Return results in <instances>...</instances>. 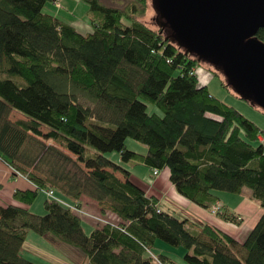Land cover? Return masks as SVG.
I'll use <instances>...</instances> for the list:
<instances>
[{"label": "trees", "instance_id": "trees-1", "mask_svg": "<svg viewBox=\"0 0 264 264\" xmlns=\"http://www.w3.org/2000/svg\"><path fill=\"white\" fill-rule=\"evenodd\" d=\"M52 1L0 0V160L34 185L14 191L19 204L0 206V264H38L20 254L28 231L78 248L89 264H167L151 253L156 240L183 247L185 264H264V130L199 83L201 61L166 39V27L143 21L148 0L122 7L84 0L86 33L43 12ZM256 37L264 42V28ZM220 83L230 89L225 78ZM11 111L25 119L12 122ZM126 138L146 151L129 149ZM127 164L167 168L179 194L210 213L219 204L220 221L242 218L220 204L218 192L247 187L263 211L238 242L214 223L159 210ZM43 189L59 195L44 199L38 215L29 206ZM82 197L117 221L86 233L80 215L60 201L81 206Z\"/></svg>", "mask_w": 264, "mask_h": 264}, {"label": "water", "instance_id": "water-1", "mask_svg": "<svg viewBox=\"0 0 264 264\" xmlns=\"http://www.w3.org/2000/svg\"><path fill=\"white\" fill-rule=\"evenodd\" d=\"M155 20L197 60L211 64L233 92L264 109V0H151Z\"/></svg>", "mask_w": 264, "mask_h": 264}, {"label": "rangeland", "instance_id": "rangeland-1", "mask_svg": "<svg viewBox=\"0 0 264 264\" xmlns=\"http://www.w3.org/2000/svg\"><path fill=\"white\" fill-rule=\"evenodd\" d=\"M101 1L106 5L122 7L127 3L128 0H101ZM66 2H68L67 6H66L67 4ZM148 4H149L148 9L142 19L150 27L156 28L159 25L155 20V12L151 6V0H148ZM59 8L61 12H65V14L62 15L56 14L57 13L56 10ZM88 9H89V5L84 0H60V1L54 0L52 2H47L44 5L42 11L50 15H53L54 17L58 18L61 21L73 24L80 33H86L87 28L90 29L89 18L91 14L90 12H88ZM210 69L216 70L214 66L205 62H200V64L196 66L195 72L198 76L199 83L202 85H206L212 96L234 107L247 119L254 122L261 130H264V113L263 111H261V109L263 108L258 105H251L249 101H245L240 97H238L231 88L226 89L225 87H223L222 84L220 83V78H224L223 74L217 69L216 71L219 72V75H215L210 71ZM84 101L86 103L88 102L85 99ZM147 111L148 113H157L159 115L161 114L160 111L153 105H148ZM22 116L20 113L18 114V112L11 113L12 119L19 118ZM43 131H45L44 128ZM44 141L47 143L49 142L50 144H53L58 148H61L62 150L61 149L60 150L64 154L68 155L71 159H75L74 155L66 151L63 147L59 146L55 142H52L51 140L48 141L47 139ZM125 145L129 149H132L139 153H144L146 151V147L143 144L132 138H126ZM106 156L115 162L117 161L116 152L107 153ZM125 167H127L128 170L130 169V172L132 173L130 175L131 180L145 190L147 189L148 184L152 182L154 179V176L151 173L152 172L151 168H148L142 164H136L133 166L127 164ZM42 171H43L42 166L41 167L38 166L34 168V172L38 175H41ZM161 172L166 173L168 175L167 168L161 170ZM116 174L120 175L119 173ZM25 178L28 179L26 176ZM54 194L56 196L59 195L58 192H54ZM217 194H223L224 196L225 195L229 196L230 198L229 205H231L230 206L231 209L234 212L236 211L242 216V222L239 225L233 223H225V225H222V229H224L230 235H232L233 230L236 231L240 230L241 232L240 231L239 232L241 233V238L243 241L263 211V209L260 207L259 201L251 196L250 189L247 187L243 188V190L238 194L227 193V192H218ZM48 197L49 196L44 191H40L36 199L30 205L31 207L30 211L38 215L44 214L45 211L43 208V201ZM246 198L249 201H247ZM81 199L87 200L88 198L86 199V197H82ZM90 202H92V200ZM80 205L84 210H86L88 213L92 215H97L100 217L102 216L103 218L113 222L117 221V218L111 217L110 214L105 215L104 213L103 215L105 216L100 214L98 212V208H95V206H93V203L92 204L88 203L87 205L85 202H82L80 203ZM239 205H240L239 208L240 210L237 209ZM258 210H259V214L256 216ZM80 217H81L82 226L86 231V233H89L94 228V225L91 222H95L96 224L100 223L96 219L88 218L84 215ZM28 232L31 236L30 235L27 236L24 247L27 250L22 251L23 257L30 259L33 262L36 261L40 264H47V262H45L41 258H44L45 260H49V259L51 260L54 258V256H58L59 258H62L60 255H63L67 259L69 258L67 254L64 255L63 251L61 252L62 249L61 247L57 248L56 246H53L50 243V240H55L56 242H58L51 235H47V237H41L33 231H28ZM60 246H67V244L63 243ZM29 252H31V254ZM58 253L60 254L58 255ZM151 253L154 255H164L170 258L171 261L168 262L167 264H185L183 260L185 249L183 247H172L161 240H156L153 248L151 249ZM84 264H86L85 261Z\"/></svg>", "mask_w": 264, "mask_h": 264}, {"label": "crops", "instance_id": "crops-1", "mask_svg": "<svg viewBox=\"0 0 264 264\" xmlns=\"http://www.w3.org/2000/svg\"><path fill=\"white\" fill-rule=\"evenodd\" d=\"M66 3H67L66 4V6H67L68 2H66ZM56 12H57L56 14H59V15L65 14V12H61L60 8L57 9ZM71 25L78 31V29L73 24H71ZM89 30L90 29L87 28V32ZM12 112H15V111H11L10 115H9V119L12 122L19 120V119H25V117L22 115H21L22 117L12 119L11 118ZM44 143L51 145L49 142L47 143L44 141ZM59 149H61V148H59ZM28 169L31 171L33 168L30 167ZM129 171H130V169H129ZM43 173H44V170L42 171V175H43ZM130 174H132V173L130 172ZM116 175L119 178L121 177V175H118V174H116ZM153 176H154L153 181L148 184L147 189L145 191L148 195H153L158 199L157 200V207L159 210L168 211L170 213L173 212L175 215H178L180 217H186L189 219H197V220L202 221V222L214 223L220 229H222V225H225L226 222L220 221L212 213H210L208 210L200 207L199 205L193 203L192 201L188 200L187 198H185L184 196L179 194L176 191L175 187L172 185V183H170V181L168 180V175L166 173H162L161 171H159V173L157 175H153ZM32 188H34V185L32 184V182H30L28 179H26L23 175H19L18 173H16V171L11 166L5 164L3 161L0 160V206H6L9 204H19L13 199L14 191L17 189L26 190V189H32ZM217 195L219 197L220 204L225 205L229 209H231V207H230L231 205H229V199H230L229 196H226V195L224 196L223 194H217ZM246 200L249 201L247 198H246ZM90 201L91 200H88V199L87 200L80 199L81 203L85 202L87 205H88V203H90V204L93 203V206H95V208H98V212L103 215L104 213H101V206H99L94 201H92V202H90ZM240 205L237 207L238 210H240L239 209ZM30 209H31V207L29 206V210ZM106 214H110V216L113 218L116 217V215L111 213V212H106L105 215ZM237 214L240 215L239 213H237ZM258 214H259V210H258V213L256 214V216ZM105 215H103V216H105ZM240 217L242 218L241 215H240ZM91 223L94 226L96 225L95 222H91ZM239 227H241V226H239ZM222 230L225 231L224 229H222ZM239 231L233 230V233L231 236H233L238 242H241L242 241L241 233H240L241 231L240 232ZM244 234H245V232H244ZM29 235L30 234L28 232L26 235V239H27V236H29ZM41 237H47V235L41 236ZM26 239H25V241L22 245V248L20 250L21 255H22V251L27 250L24 248ZM50 243L53 246H56L57 248L61 247L62 248L61 252L63 251V254L64 255L67 254L69 256V258L67 259L63 255H60L63 259L59 258L58 256H54V258L51 260L50 259L45 260L44 258H41L45 262H47V264H84V261L86 262V264H89L88 261H86L83 252H80V250L78 248L71 246V245L68 246L69 244H67V246H60L63 243L59 242V241L56 242L55 240H50ZM64 244H66V243H64ZM29 253L31 254V252H29ZM59 254L60 253H58V255ZM73 256H74V258H73ZM69 259H70V261H69ZM168 259L171 261L170 258H168ZM77 260H80V261H77ZM34 262H36V261H34ZM36 263H38V262H36ZM38 264H40V263H38Z\"/></svg>", "mask_w": 264, "mask_h": 264}, {"label": "built area", "instance_id": "built-area-1", "mask_svg": "<svg viewBox=\"0 0 264 264\" xmlns=\"http://www.w3.org/2000/svg\"><path fill=\"white\" fill-rule=\"evenodd\" d=\"M57 2V1H55ZM258 140L264 145V137L261 136V135H258ZM152 174L153 175H157L159 173V170L157 168H152ZM18 173L19 175H21L19 172H16ZM41 191H44L48 196L49 198H56L55 195H54V192L52 190H41ZM59 200V199H58ZM61 203H63L65 206L69 207L70 209H72L75 213H77L78 215L82 216H86L88 218H93V219H96L97 221H99L100 223H104V222H107L108 220L107 219H104L102 216H97V215H92L90 213H88L86 210H84L81 206H79L78 204H73V203H69V202H66V201H63V200H60ZM219 204H216L212 207L211 209V213L214 214L215 212H217L219 210ZM156 261H158L156 259ZM159 264H162L161 262L158 261Z\"/></svg>", "mask_w": 264, "mask_h": 264}]
</instances>
